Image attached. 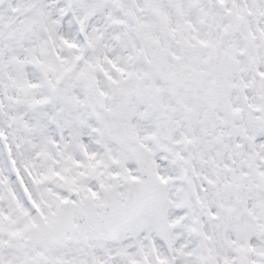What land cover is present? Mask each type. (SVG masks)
Returning a JSON list of instances; mask_svg holds the SVG:
<instances>
[{
    "label": "snow or ice",
    "instance_id": "snow-or-ice-1",
    "mask_svg": "<svg viewBox=\"0 0 264 264\" xmlns=\"http://www.w3.org/2000/svg\"><path fill=\"white\" fill-rule=\"evenodd\" d=\"M0 264H264V0H0Z\"/></svg>",
    "mask_w": 264,
    "mask_h": 264
}]
</instances>
